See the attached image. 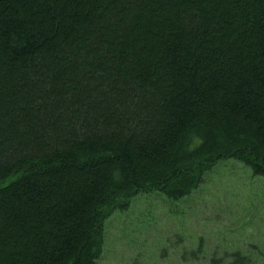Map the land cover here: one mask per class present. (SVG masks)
<instances>
[{"label":"trees","instance_id":"trees-1","mask_svg":"<svg viewBox=\"0 0 264 264\" xmlns=\"http://www.w3.org/2000/svg\"><path fill=\"white\" fill-rule=\"evenodd\" d=\"M228 160L264 177V0H0V264H99Z\"/></svg>","mask_w":264,"mask_h":264},{"label":"rangeland","instance_id":"rangeland-1","mask_svg":"<svg viewBox=\"0 0 264 264\" xmlns=\"http://www.w3.org/2000/svg\"><path fill=\"white\" fill-rule=\"evenodd\" d=\"M190 197L141 194L105 225L99 264H212L240 253L264 262V177L220 162Z\"/></svg>","mask_w":264,"mask_h":264}]
</instances>
